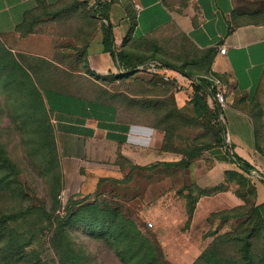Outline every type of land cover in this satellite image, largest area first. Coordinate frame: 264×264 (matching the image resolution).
<instances>
[{
  "label": "rangeland",
  "instance_id": "obj_1",
  "mask_svg": "<svg viewBox=\"0 0 264 264\" xmlns=\"http://www.w3.org/2000/svg\"><path fill=\"white\" fill-rule=\"evenodd\" d=\"M116 2L121 4L118 10L124 9L130 25L134 26L127 32L129 39L150 40L159 55L179 64L200 56L191 48L187 55V40L192 39L184 28L191 18L196 22L197 17L191 0ZM232 5L234 20L229 29L264 25V0H232ZM96 16L85 0H58L53 6L42 5L31 12L18 31L20 37L36 40L37 44L15 50L12 42L0 35V144L19 169L15 180L8 179L12 182L10 186L7 182H0V214L20 210L28 213L29 221L24 229L39 235L33 245L40 251L41 264H58L49 244L51 227L57 216L71 214L81 204L95 198L101 206L116 208L125 219L133 220L155 247L158 242L169 264H191L208 247L207 260L211 259V264H220V261L236 256L240 241L250 228L248 219L252 217L254 207L261 204L259 193L263 182L254 171H247L238 163L220 165L204 156L220 146L230 149V143L225 140L223 145L214 142V128L205 117L193 121L178 120L166 146L169 156L179 159L186 151L200 149L201 156L192 160L191 165L219 166L215 173L217 178L221 176V181L208 186L192 185L191 182L197 181L194 178L183 186L182 183H171L167 174L154 171L144 181L140 198H136L140 193H136L133 184L113 180L93 194L75 195L65 190V199H58L64 188L59 182L61 171L53 157L55 151L41 144L33 127L35 116L29 111L30 106L40 103L39 95L44 102L45 97L51 95L47 88H55L60 83L72 84V94L114 104L121 119L145 124L162 123L161 114L172 110L171 99L173 96L176 99L177 92L173 91L171 84L156 83L157 88L150 85L156 80L148 72L121 80L116 79L115 74H99L91 70L89 48L101 40L104 21ZM3 58L8 61L6 68L1 66ZM193 69L200 71L196 66ZM165 73L184 80L182 87L187 88V77L183 78L182 74L171 69ZM263 87L264 81L260 85L261 89ZM143 96L148 102L160 100L158 112L153 103L146 102L142 106L140 100ZM189 102H186L185 113L193 115ZM150 104L153 107L150 108ZM259 112L255 144L264 155V109ZM188 184L192 185L199 199L187 224L186 199L179 190ZM74 200L83 202L73 205ZM226 213L231 217L221 218ZM230 231H238L236 246L219 240ZM67 233L76 249L85 255L87 264H127L114 246L94 238L80 223L68 226ZM255 245L258 252L263 251L262 240H256Z\"/></svg>",
  "mask_w": 264,
  "mask_h": 264
},
{
  "label": "crops",
  "instance_id": "obj_2",
  "mask_svg": "<svg viewBox=\"0 0 264 264\" xmlns=\"http://www.w3.org/2000/svg\"><path fill=\"white\" fill-rule=\"evenodd\" d=\"M85 1L92 5L97 0ZM56 2L45 1L49 6ZM191 4L196 10V22L191 18L184 30L199 48L216 49L212 71L221 78L226 94L227 105L222 111L230 135L229 147L249 161L255 168L254 172L262 179L259 201L264 218V155L255 144L259 110L264 109V87L260 88L264 81V25L237 26L229 31L232 0H191ZM37 6L38 0H0V35L7 37L15 50L37 44L36 40H28L18 34L26 14ZM119 7L121 4L116 2L110 9L115 46L122 45L130 27L125 10H118ZM223 46L227 48L226 53L220 52ZM88 53L90 68L94 72L116 74L119 71L116 58L103 49L101 40L92 43ZM177 79L184 85V80ZM191 81L187 78V88L182 87L176 93L179 107H183L190 99ZM71 88L72 84L60 83L55 88H47L51 95L45 97L55 129L64 191L87 195L113 180L122 182L125 175L118 163L119 155L141 167L159 161L181 159L171 158L169 152L162 149L164 131L141 121L121 119L114 104L72 94ZM208 101L211 106H217L214 96L209 97ZM227 150L220 146L204 156L220 165H228L233 162ZM218 167L191 165L185 168L160 166L153 170L137 168L131 180L125 183L133 184L136 193H140L136 198H140L144 181L154 171L167 174L171 183L177 185H187L189 179L195 178L196 183L208 186L222 180L215 173ZM187 220L188 214V224Z\"/></svg>",
  "mask_w": 264,
  "mask_h": 264
},
{
  "label": "trees",
  "instance_id": "obj_3",
  "mask_svg": "<svg viewBox=\"0 0 264 264\" xmlns=\"http://www.w3.org/2000/svg\"><path fill=\"white\" fill-rule=\"evenodd\" d=\"M45 1L46 0H38L37 8L42 5L49 6L46 5ZM116 1L117 0H97L96 3L91 5V7L95 10V15H97L96 17L104 20L101 37L103 49L111 52V54L116 58L119 66L124 70V72H117L115 74L116 79L125 80L137 73L148 72L151 74L152 78H155L156 80L154 83H150L153 87L157 86L156 83L171 84L173 91H179L177 89V84L179 82L177 78L172 76V80L166 81L164 79V74H166L165 72L153 73L148 70L141 71L137 69L138 66L153 59L158 60L161 63H165L161 66V69L163 70H172V67H177L188 71L197 77L196 81H191L192 92L190 99L188 100L190 101L189 106L194 111L193 115L186 114L185 109H187V104L183 107H179L175 96H173L171 102L174 107L172 110H166V112L161 114L163 119L162 123L155 122L152 124H145L144 122H141L145 125H149L165 132L162 149L168 151L169 148L166 145L170 136L173 135V129L177 126L178 120L181 121L189 119L190 121H193L198 118L205 117L214 128V142L219 145H223L224 128L218 121L221 114L220 109L215 104L211 106L208 101L209 97L213 96L215 93V85L212 76H218L212 71V63L216 55V49L213 47L201 49L192 40H187L189 43V47L187 46V55L191 48L194 52L198 51L200 56H196L191 60H187L185 63L179 64L163 57L162 55H159L158 51L153 48L155 46L150 40L129 39L128 34H126L123 38L122 45L115 46L112 41L114 34H112L113 24L110 20V9L112 4ZM34 10L29 11L26 14V18L20 28L26 22L27 16ZM233 13L229 22L230 26H233ZM105 19L109 21L111 28H109ZM133 28L134 26L131 24L128 32H130ZM231 30L233 29H229V31ZM157 43L159 44V42ZM1 55L2 53H0V57ZM3 63L4 64L1 66L6 68L8 66L7 58H3ZM193 66H196L200 71L194 70ZM39 98L40 103L38 105L29 107V111L35 116V125H33V127L41 138V144L44 143L47 148L55 151V153H53V157L57 162V166H59V170L61 171L55 129L51 123L50 112L48 111L42 96L39 95ZM146 102H148V100L143 96L140 103L142 106H145ZM148 103H153L155 106L154 110L158 112V104L161 103L160 100H149ZM163 104L166 105L164 100ZM151 105L152 104L149 106L150 108L153 107ZM227 153L230 155L231 161L238 163L241 168L247 171H255L254 166L249 161L239 156L236 152L228 149ZM200 156V149L189 150L188 152L186 151L184 156L178 161H159L141 167L132 164L128 159L119 155L118 163L123 169L125 175L121 181L129 182L134 170L137 168H142L144 170H153L160 166L165 168H185L191 166V161L199 158ZM18 172V167L9 158L3 148V145L0 144V173L2 174L0 182H7L10 186L12 182L9 180L11 178L15 180ZM10 175L12 177H10ZM59 182L63 187L62 172L61 176L59 174ZM191 184L197 185L195 181ZM192 185L188 184V187L186 186V188L179 190V192L182 191L184 193L186 199V209L188 214L187 222L191 221L196 208V203L199 199L196 193L193 192ZM82 202V200H74L72 204L80 205ZM261 207L262 204L254 207L252 217L248 219L250 228L245 231L246 233L240 241L241 244H239L240 249L235 253L236 256L226 258L225 260L220 261V264H264V249L263 251L258 252L255 248L256 240L260 239L264 242V218L261 212ZM230 217L229 213L221 215V218L224 219ZM48 218L50 219V217ZM28 221L29 215L24 210H20L18 213L0 214V264H41L42 261L40 251L37 246L33 245L39 235L35 232H27L26 229H24L26 228ZM74 222L80 223L81 227L94 238H98L99 240L105 241L109 245L114 246L122 260L127 264H169L158 242L155 247L154 244L141 233L137 224L133 220L125 219L116 208L109 207L108 205L101 206L96 198L92 202L81 204L74 212H71V214H68L67 212L65 215L57 216V221L54 222L51 227L52 230L49 235V244L56 256L58 264H87L85 261V255L76 249L67 233V227ZM237 232L238 231L227 232L222 235L219 240L224 242L226 245L236 246L239 240ZM208 248L198 255L191 264H211V259L207 260V255L210 253L208 252L210 248Z\"/></svg>",
  "mask_w": 264,
  "mask_h": 264
},
{
  "label": "built area",
  "instance_id": "obj_4",
  "mask_svg": "<svg viewBox=\"0 0 264 264\" xmlns=\"http://www.w3.org/2000/svg\"><path fill=\"white\" fill-rule=\"evenodd\" d=\"M226 51H227L226 46H223L220 48L221 53H226ZM161 66H162L161 62L153 59V60H149L146 63L138 66L137 69L141 70V71L148 70L149 72H153V73H159V72L162 73V72H164V70L161 69ZM118 72H124V70L119 66ZM212 77H213V82L215 85V93L213 96H214L217 104L219 105L220 109L222 110L227 105L226 94H225V91L223 89V82H222L221 78L218 76H212ZM164 79L166 81H170V80H172V76H170L169 74H164ZM177 89L178 90L182 89V84L180 82H178V84H177ZM218 121H219L220 125L224 128V140L226 142L230 143L231 142L230 141V135H229L228 127L226 124V120L223 116V113L220 114ZM65 196H66V192L63 190L58 195V198L61 200H64ZM149 225H152V223H149Z\"/></svg>",
  "mask_w": 264,
  "mask_h": 264
},
{
  "label": "water",
  "instance_id": "obj_5",
  "mask_svg": "<svg viewBox=\"0 0 264 264\" xmlns=\"http://www.w3.org/2000/svg\"><path fill=\"white\" fill-rule=\"evenodd\" d=\"M105 20H106V22L108 23L109 28H111V25H110L109 21H108L107 19H105ZM112 34H113V32H112ZM112 41H113V43L115 42L114 37H113ZM161 64H165V63L163 62V63H161ZM172 70H174V71L177 72V73L182 74L183 76H185V77L191 79L192 81H196V80H197V77H196L194 74H191V73L188 72V71H185V70L180 69V68H177V67H172ZM132 72H134V71H132ZM217 107L220 109V107H219L218 104H217ZM220 112L223 113V111H222L221 109H220ZM249 171L251 172L252 170H249Z\"/></svg>",
  "mask_w": 264,
  "mask_h": 264
}]
</instances>
